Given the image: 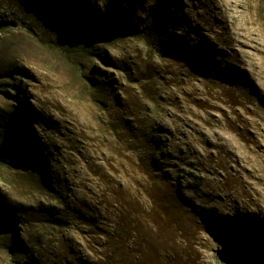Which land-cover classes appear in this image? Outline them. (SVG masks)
Segmentation results:
<instances>
[{
	"label": "rangeland",
	"instance_id": "rangeland-1",
	"mask_svg": "<svg viewBox=\"0 0 264 264\" xmlns=\"http://www.w3.org/2000/svg\"><path fill=\"white\" fill-rule=\"evenodd\" d=\"M215 4L0 0V264H264V0Z\"/></svg>",
	"mask_w": 264,
	"mask_h": 264
},
{
	"label": "trees",
	"instance_id": "trees-1",
	"mask_svg": "<svg viewBox=\"0 0 264 264\" xmlns=\"http://www.w3.org/2000/svg\"><path fill=\"white\" fill-rule=\"evenodd\" d=\"M103 19L106 22H110V21H112L114 19V16L113 15H110L108 13V14L104 15V18ZM27 107L28 108H31V106H30V104L28 102H27ZM1 128H3V127L1 126ZM21 138H23V137L21 136ZM21 138H18V139H21ZM26 140H27V137H26ZM225 223L226 222H223L222 224H220V228L224 232L227 241L231 244L232 243V240L234 238L237 242L240 243L241 242V234H240L239 231H237L238 226L235 225L234 226V229H230V228L227 227V225H225ZM17 240L20 241V238L17 237ZM11 252L14 253V254H16L14 251H11ZM237 252H238L239 256L242 258V260L245 262V264H252L250 260L256 254V250H255L254 247H250V250L248 251V254H247L248 255L247 260L244 259L243 249H240Z\"/></svg>",
	"mask_w": 264,
	"mask_h": 264
},
{
	"label": "bare ground",
	"instance_id": "bare-ground-1",
	"mask_svg": "<svg viewBox=\"0 0 264 264\" xmlns=\"http://www.w3.org/2000/svg\"><path fill=\"white\" fill-rule=\"evenodd\" d=\"M216 1V4H215V6L217 7V8H220V6H221V4L222 3H229L230 5H232V6H234L235 8H237V7H240V5H241V2H242V0H215ZM238 10V9H237ZM234 12V11H233ZM224 17H226V16H224Z\"/></svg>",
	"mask_w": 264,
	"mask_h": 264
}]
</instances>
